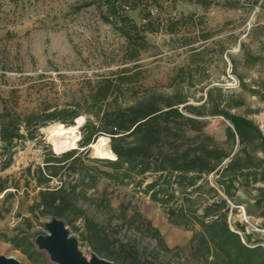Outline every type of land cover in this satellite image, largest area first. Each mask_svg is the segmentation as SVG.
<instances>
[{
  "label": "rangeland",
  "instance_id": "rangeland-1",
  "mask_svg": "<svg viewBox=\"0 0 264 264\" xmlns=\"http://www.w3.org/2000/svg\"><path fill=\"white\" fill-rule=\"evenodd\" d=\"M148 1L143 9L150 12L157 31L146 34L147 48L141 52L138 61L132 62L126 60L125 39L103 22L96 5H90L94 0H0V113L7 107L24 116L47 107L80 101L89 82L116 75L128 67L134 68L132 73L142 72L143 77L124 87L121 98L128 102L141 96L145 88L165 93L182 88L191 97L190 103L201 105L207 99L208 90L216 88L215 100L221 101V105L232 113L255 121L264 132V101L259 95L264 93V0H219L209 8L188 0ZM129 15L138 24L144 22L140 10L130 11ZM172 22H177L174 33L167 29ZM237 102L241 105L232 108ZM81 117L80 125L77 119L72 125L78 126L76 148H79L88 118L86 115ZM204 119V134L231 147V143L225 144L227 129L231 126L229 121L221 116ZM56 124L61 123L40 128L33 132L35 139L26 137L10 150H5L0 140V178L8 187L0 192V255L14 256L22 264H59L49 250L40 247V241L50 233L49 225L54 218L39 216L36 203L40 188L29 173V169L34 174L39 166H44L50 152L61 155L76 149L55 150L50 127ZM101 137L108 138L110 147V138ZM239 149L236 143L234 152ZM89 157L102 158L92 149ZM86 162L101 166L89 160ZM217 177L206 178L209 186L219 187ZM152 179L148 177L147 183ZM64 180L71 185L80 181L79 176L69 174H64ZM58 184L56 178L51 186ZM254 186L264 188V182ZM144 187L132 182L122 185L101 179L96 191L89 190L87 195L99 200L105 196L116 210L121 205L137 208L158 228L170 248L186 247L193 231L171 224L167 208L144 194L141 191ZM81 189L82 184L77 190ZM258 194L253 187L241 188L235 204L245 208L248 223L239 209L230 213L229 220L233 227L239 223L244 225L246 233H253L252 240L261 241L264 246V217L260 215L264 209L256 206ZM204 198L205 195L195 207ZM183 201V196H179V200L171 201L170 206L176 208ZM206 203H202V207ZM80 204L91 215L107 219L105 209L97 210V206L83 201ZM120 223V220L113 221V224ZM64 224L69 238L76 242L87 260L95 254L99 256L82 240V220L73 226ZM14 236H27L43 257L34 263L6 239ZM182 261L184 263V259Z\"/></svg>",
  "mask_w": 264,
  "mask_h": 264
},
{
  "label": "trees",
  "instance_id": "trees-1",
  "mask_svg": "<svg viewBox=\"0 0 264 264\" xmlns=\"http://www.w3.org/2000/svg\"><path fill=\"white\" fill-rule=\"evenodd\" d=\"M188 1L209 8L219 0ZM148 2L94 0L90 4L96 5L103 22L125 39L127 61H138L148 45L146 34L157 31L150 12L143 9ZM137 10L142 13V24L129 15ZM167 29L176 32L177 22L170 23ZM133 69L123 68L116 75L89 82L80 101L24 116L7 107L0 113V140L5 150L14 148L26 137L35 139L33 132L49 124L72 126L82 115L88 117L79 148L61 155L50 152L44 166H39L34 174L29 169L40 188L36 203L39 216L60 219L69 226L82 220V240L114 264H264L261 241H253V233H246L244 225L233 227L229 220L230 213L235 212L231 203L235 204L243 187L259 192L256 206L264 209V188L254 186L264 182V132L260 126L215 100L216 88L208 90L201 105L190 103L191 97L182 88H173L170 93L145 88L141 96L128 102L121 98L124 87L143 78L142 72L132 73ZM259 95L264 101V93ZM240 105L237 102L232 108ZM207 116H221L229 121L225 144L231 143V147L204 134ZM104 135L110 138V148L117 155L115 160L89 157V146ZM236 143L240 149L235 153ZM86 160L101 166H92ZM64 174L77 175L81 182L68 184ZM211 175L218 176V188L209 186L206 178ZM148 177L153 179L147 183ZM56 178L59 184L51 186ZM101 179L122 185L132 182L140 188L145 185L141 191L167 208L171 224L193 231L189 244L170 248L158 228L137 208L121 205L116 210L105 196L102 200L88 196L89 190L96 191ZM81 184L82 189L77 190ZM7 189L0 178V192ZM203 195L206 198L195 207ZM179 196H183V204L170 206ZM80 201L97 206V210L105 209L107 219L91 215ZM204 202L207 203L202 207ZM260 215L264 217V211ZM114 220L121 223L113 224ZM6 239L34 263L43 257L27 236Z\"/></svg>",
  "mask_w": 264,
  "mask_h": 264
},
{
  "label": "water",
  "instance_id": "water-1",
  "mask_svg": "<svg viewBox=\"0 0 264 264\" xmlns=\"http://www.w3.org/2000/svg\"><path fill=\"white\" fill-rule=\"evenodd\" d=\"M89 149L95 152L92 144ZM64 223L63 220L54 218L49 225L50 233L40 241V247L49 250L56 262L59 264H114L96 254L90 260H87L78 249L76 242L69 238ZM0 264L22 263L14 256L0 255Z\"/></svg>",
  "mask_w": 264,
  "mask_h": 264
},
{
  "label": "bare ground",
  "instance_id": "bare-ground-1",
  "mask_svg": "<svg viewBox=\"0 0 264 264\" xmlns=\"http://www.w3.org/2000/svg\"><path fill=\"white\" fill-rule=\"evenodd\" d=\"M83 117L77 118L78 125L81 124ZM78 126H66L64 124H56L50 127L54 136V147L57 152L76 148L78 141V135L76 134V128ZM108 138L101 137L97 143L92 144L95 149V153L102 158L117 159V155L112 152L108 146Z\"/></svg>",
  "mask_w": 264,
  "mask_h": 264
},
{
  "label": "built area",
  "instance_id": "built-area-1",
  "mask_svg": "<svg viewBox=\"0 0 264 264\" xmlns=\"http://www.w3.org/2000/svg\"><path fill=\"white\" fill-rule=\"evenodd\" d=\"M231 207H232V209H239V211L242 212L244 221L246 223H248V217L249 216L246 214L245 208L243 206H241V205H235V204L231 203Z\"/></svg>",
  "mask_w": 264,
  "mask_h": 264
},
{
  "label": "crops",
  "instance_id": "crops-1",
  "mask_svg": "<svg viewBox=\"0 0 264 264\" xmlns=\"http://www.w3.org/2000/svg\"><path fill=\"white\" fill-rule=\"evenodd\" d=\"M239 197V195H237V198ZM255 200H256V198H255Z\"/></svg>",
  "mask_w": 264,
  "mask_h": 264
}]
</instances>
